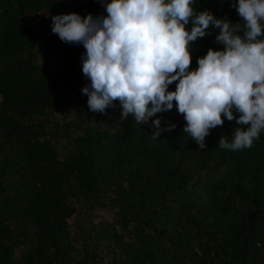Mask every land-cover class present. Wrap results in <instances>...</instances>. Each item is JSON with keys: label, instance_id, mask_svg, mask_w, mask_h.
<instances>
[{"label": "trees", "instance_id": "obj_1", "mask_svg": "<svg viewBox=\"0 0 264 264\" xmlns=\"http://www.w3.org/2000/svg\"><path fill=\"white\" fill-rule=\"evenodd\" d=\"M233 2L196 8L238 22ZM70 12L106 14L99 0H0V264H264V134L250 149H220L235 128L225 119L200 149L175 106L156 114L175 125L157 139L152 118L122 120L118 103L90 111L84 48L50 29ZM216 31L191 42L190 68L223 47ZM55 49L76 65L39 62ZM78 210L112 220L74 233Z\"/></svg>", "mask_w": 264, "mask_h": 264}, {"label": "clouds", "instance_id": "obj_2", "mask_svg": "<svg viewBox=\"0 0 264 264\" xmlns=\"http://www.w3.org/2000/svg\"><path fill=\"white\" fill-rule=\"evenodd\" d=\"M104 15L75 12L50 17L51 33L82 45L81 88L87 108L104 113L120 105V119L131 116L148 125L153 139L161 127L157 113L175 106L182 130L200 149L205 137L224 120L235 128L220 149H250L264 134V0H234L241 18L232 22L205 9L197 0H99ZM191 25L190 28L186 27ZM213 43L190 68L191 42L212 35ZM175 82L174 90L169 85Z\"/></svg>", "mask_w": 264, "mask_h": 264}, {"label": "rangeland", "instance_id": "obj_3", "mask_svg": "<svg viewBox=\"0 0 264 264\" xmlns=\"http://www.w3.org/2000/svg\"><path fill=\"white\" fill-rule=\"evenodd\" d=\"M39 62L46 65L47 67H58L64 68L68 66H75V63H71L65 59V56L60 51V49H55L54 51H49L44 53L43 50L39 54ZM112 212L110 210H98L90 214H86L84 210H78L77 213L69 220L72 231L75 233L77 231L76 224L80 222H85L87 219H92L94 221H99L101 219H106L108 221L112 220Z\"/></svg>", "mask_w": 264, "mask_h": 264}]
</instances>
